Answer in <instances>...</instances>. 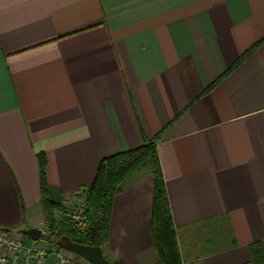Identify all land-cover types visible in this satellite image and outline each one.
<instances>
[{"label":"crops","instance_id":"0c3cea01","mask_svg":"<svg viewBox=\"0 0 264 264\" xmlns=\"http://www.w3.org/2000/svg\"><path fill=\"white\" fill-rule=\"evenodd\" d=\"M145 140L181 256L264 261V0H0V228L45 233L39 153L64 209L101 158ZM139 170L102 245L122 264L157 263Z\"/></svg>","mask_w":264,"mask_h":264},{"label":"trees","instance_id":"16d2710c","mask_svg":"<svg viewBox=\"0 0 264 264\" xmlns=\"http://www.w3.org/2000/svg\"><path fill=\"white\" fill-rule=\"evenodd\" d=\"M259 42L243 52L233 67L253 52ZM39 170V200L41 202L46 231L41 234V242L53 251L59 250L58 241L68 237L74 242L87 245H102L107 238L108 224L113 197L120 191L122 182L132 172L148 167L153 179V198L151 214V236L157 254L156 264H181L176 232L173 227L165 186L159 167L156 146L152 140H145L140 146L118 152L99 160L91 184L85 189L82 216L85 227L76 229L57 218L63 210L61 202H55L49 194L46 180L45 154L37 155ZM21 229H18V231ZM255 262L264 264L258 249H253ZM108 264H122L119 260H108Z\"/></svg>","mask_w":264,"mask_h":264},{"label":"built area","instance_id":"2783aa9c","mask_svg":"<svg viewBox=\"0 0 264 264\" xmlns=\"http://www.w3.org/2000/svg\"><path fill=\"white\" fill-rule=\"evenodd\" d=\"M84 192H80L57 215L66 224L76 229L84 228L85 221L82 216ZM30 239V238H29ZM49 245L39 240H28L20 231H10L0 228V264H46L47 256L52 252ZM57 254L55 264H82L79 257L65 249L55 251ZM182 264H193L182 261Z\"/></svg>","mask_w":264,"mask_h":264},{"label":"water","instance_id":"95a60500","mask_svg":"<svg viewBox=\"0 0 264 264\" xmlns=\"http://www.w3.org/2000/svg\"><path fill=\"white\" fill-rule=\"evenodd\" d=\"M19 231L32 240H39L42 234L41 230L33 227L21 228ZM57 244L59 248L77 254L90 264H108V259L104 256L100 245H87L74 242L65 236L62 237ZM56 257L57 254L55 251L50 252L47 256L46 264H55Z\"/></svg>","mask_w":264,"mask_h":264},{"label":"rangeland","instance_id":"374dc122","mask_svg":"<svg viewBox=\"0 0 264 264\" xmlns=\"http://www.w3.org/2000/svg\"><path fill=\"white\" fill-rule=\"evenodd\" d=\"M135 172H137V171H135ZM148 173V167H142V168H140V170L138 171V174H142V175H144V174H147ZM125 180V179H124ZM57 214V213H56ZM57 216V218H59V216L58 215H56ZM45 226L43 225L42 226V228H44ZM176 237H177V235H176ZM28 240L30 241V239L28 238ZM40 240V239H39ZM177 240H178V237H177ZM180 244V242H179V240H178V245ZM181 247H180V245H179V251H180V258H181V264H182V261L184 260H186V262H192L193 260H190V259H185V258H183L182 256H181V249H180ZM194 263V262H193Z\"/></svg>","mask_w":264,"mask_h":264}]
</instances>
